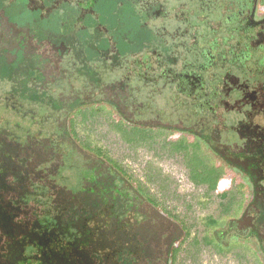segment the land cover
Returning <instances> with one entry per match:
<instances>
[{
    "label": "rangeland",
    "instance_id": "obj_1",
    "mask_svg": "<svg viewBox=\"0 0 264 264\" xmlns=\"http://www.w3.org/2000/svg\"><path fill=\"white\" fill-rule=\"evenodd\" d=\"M0 264H264V0H0Z\"/></svg>",
    "mask_w": 264,
    "mask_h": 264
},
{
    "label": "trees",
    "instance_id": "obj_2",
    "mask_svg": "<svg viewBox=\"0 0 264 264\" xmlns=\"http://www.w3.org/2000/svg\"><path fill=\"white\" fill-rule=\"evenodd\" d=\"M116 164L118 165V166H121L120 164H118L117 162H116ZM202 175V174H201ZM207 178V176H203V178H202V180H205ZM211 189V188H210Z\"/></svg>",
    "mask_w": 264,
    "mask_h": 264
}]
</instances>
